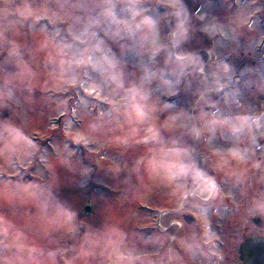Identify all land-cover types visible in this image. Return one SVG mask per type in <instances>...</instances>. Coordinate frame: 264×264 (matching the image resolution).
Returning a JSON list of instances; mask_svg holds the SVG:
<instances>
[{"label": "rangeland", "instance_id": "1", "mask_svg": "<svg viewBox=\"0 0 264 264\" xmlns=\"http://www.w3.org/2000/svg\"><path fill=\"white\" fill-rule=\"evenodd\" d=\"M77 2L69 0L70 4ZM92 2L87 0L89 7ZM184 3L190 13L189 37L179 49L170 51L198 56L203 65L200 71L181 77L180 84L171 90L162 87L159 80L153 83L152 100L161 109L153 124L165 143L176 140L188 146L205 172V176L196 174V187L189 186L185 195L200 203L202 197L213 194L199 213L210 238L222 245L217 244L214 254L194 239L190 245L188 236L192 233L188 231H195L194 226L186 224L181 214L182 226L173 221L172 213L163 215V224H175L163 236L157 233L153 221L159 205L177 206L179 201L172 203L163 195L174 189L183 197L184 186L172 183L173 165L164 159L152 164L154 172L163 169L167 173L159 180L145 178L143 165L139 172L134 170L137 161L159 143L149 139V126L129 125L114 112L112 85L105 83L102 68L70 63L86 47L75 38L82 24L65 18L57 0H0V124H14L35 144L30 152L4 150L0 139V264H36L32 258L38 259L41 251H55V264H143L142 251L149 253L150 264H160L158 246L167 247L178 230H188L183 233L187 234L184 242L178 239V244L189 246L184 261L182 254L175 253L179 264H215L218 260L217 264H244L240 244L247 236H264V214L256 208L264 202V127L256 124L253 129L254 121L264 116V0ZM123 7H118V13L127 18ZM139 7L157 19L161 38L167 43L173 26L171 10L162 0H144ZM70 11L83 18L84 13ZM209 25H219L225 35L209 36ZM115 27L102 26L100 35L118 61L125 83L137 82L143 64L149 62V53L127 37L106 34ZM98 56L95 53L94 59ZM167 56V52L156 56L154 67L164 69L165 78L175 79L165 63ZM228 65L233 69L231 79H227ZM248 68L259 71L240 76ZM72 77L79 85L67 83ZM214 81L222 88L205 92ZM96 85L102 87V94ZM9 91L11 98L7 97ZM165 104L173 107L165 110ZM179 110L194 117L198 127L208 125L198 139H192L187 128L167 124V117ZM91 124L100 125L105 134L93 135ZM246 126L247 135L237 133V128ZM56 136L80 142L85 158L80 164L74 156L70 161L73 166L64 169L68 175L53 183L39 172L36 157L42 154V159L52 158L61 165L65 154L73 151L56 147L51 154L49 145L57 143ZM34 165L36 171H30L31 176L28 170H20V166ZM29 184L50 188L59 202L75 211L76 230L51 228L38 212L36 199L22 191ZM212 185H219L213 193ZM38 199L43 203V194ZM88 207L91 213L82 216ZM259 217L260 224L254 226L252 220ZM82 249L92 255L81 256ZM207 259L213 263L205 262Z\"/></svg>", "mask_w": 264, "mask_h": 264}, {"label": "clouds", "instance_id": "2", "mask_svg": "<svg viewBox=\"0 0 264 264\" xmlns=\"http://www.w3.org/2000/svg\"><path fill=\"white\" fill-rule=\"evenodd\" d=\"M162 2L171 10L170 15L173 18V26L168 33L167 43L161 38L158 21L151 15H147V9L139 7L144 3V0H93L92 6L89 7L87 0H78L75 4H70L69 0H57L60 11L65 18L74 19L77 23L82 24L75 38L79 43L86 45L80 50L77 58L70 61L71 64L79 66L86 63L93 68H102L105 77V83L112 85V93L110 99L113 101L112 108L119 116L124 118V121L129 125H146L151 128V140H156L159 147L150 151L146 157H142L137 161L135 171L139 172L143 165V174L147 179L159 180L167 173L163 169L153 171L152 164L164 159L172 163V171L175 175L172 178L173 184H182L187 189L189 186L195 188L197 181L195 176L199 173L205 176V172L197 164L196 159L192 156L188 146H182L178 141L172 140L170 143H165L159 137V133L154 127V120L158 109L156 103L152 100V85L159 80L160 85L165 89L171 90L178 86L181 82V77L192 75L201 70L203 61L190 53L177 51L173 55L170 49H179L181 45L187 41L189 37V17L190 13L185 6L184 0H162ZM123 5L121 11L128 13V17L124 18L118 13V7ZM84 13L83 18L80 15L73 16L72 11ZM104 25H115V30L109 34L112 38H124L133 40L140 47L149 53V62L143 64L141 74L137 82L126 84L120 72L119 63L112 54L106 42L100 35L99 29ZM209 36L217 34L224 36V32L219 25H209L206 28ZM70 47V46H69ZM161 52H167L168 56L165 61L170 65L169 71L175 79L165 78V70L154 67L155 57ZM99 53V56L94 59V54ZM258 69L248 68L245 73L258 72ZM227 79H231L233 69L230 65L227 66ZM243 75V73H242ZM264 79V77H262ZM67 83H76L79 81L72 77ZM100 94L103 89L100 85H96ZM221 85L218 81L205 88V92L210 90H219ZM7 97L11 98L12 93L9 91ZM204 98V93H201V99ZM173 105L165 104L163 109H170ZM215 119V116L213 117ZM194 117L188 112L179 110L172 112L167 117V124L170 127L187 128L192 139H198L208 125L198 127L193 121ZM211 123V122H209ZM260 124L264 127V116L255 120V125ZM90 132L95 135L103 136L104 129L97 124H91ZM237 133L247 135L248 128H237ZM0 139L4 141V150L12 151H32L35 148L34 141L26 136L18 127L10 122L0 124ZM91 139V137H90ZM241 159H245L241 155ZM87 172V170H85ZM219 187V185H217ZM33 191H29V190ZM22 191L36 199V208L41 214L42 219L54 230H64L73 232L77 227V213L69 206L59 202L50 188L40 189L39 185L29 184L23 186ZM43 194L44 202L41 203L38 195ZM257 210L264 214V202L256 204ZM88 237H85L87 240ZM81 256L87 257L92 253L82 249ZM57 253L55 251L39 253V258L33 257L36 264H55Z\"/></svg>", "mask_w": 264, "mask_h": 264}, {"label": "flooded vegetation", "instance_id": "3", "mask_svg": "<svg viewBox=\"0 0 264 264\" xmlns=\"http://www.w3.org/2000/svg\"><path fill=\"white\" fill-rule=\"evenodd\" d=\"M51 137H53V136H51ZM56 137H58L56 139L57 143L55 142V145H52V144L49 145V150H50L51 154L54 155V153L56 152V147H61L62 149L63 148H65V149L69 148L71 151H73L69 155L65 154L66 158L62 160L61 165H58L56 160L54 161L52 158H43L42 159V158H40V156L36 157V159L40 162L41 170L39 172L45 173L47 178H48V181L49 182L53 181V183L56 179H60L63 175H68L65 170L70 169V167L73 166L72 164H70L71 163L70 161L75 158L74 156H77L78 160L80 161L79 162L80 164L84 163L83 159L85 158L84 146H82V144L80 142L75 141L74 138H72L70 136H56ZM49 140H51L50 137H49ZM58 151H59V149L57 150V155L59 153ZM63 153H64V151H61L60 156H62ZM69 156H70V159L68 158ZM43 160H45V162H43ZM20 170H28L29 172L30 171L32 172L33 170L36 171V165H34V166H20ZM73 170H75V169H72L71 171H73ZM78 181H79V179H77V182ZM94 184H95V187L97 188L98 185L95 182H94ZM54 185L57 186L56 184H54ZM211 188H212L211 190L213 193L214 192L213 189H217L218 187L212 185ZM182 189H184V192H183V197H184V195L187 191L185 190L186 189L185 186ZM187 190H188V188H187ZM207 195H209V194L207 193ZM212 195H210L208 197H202L201 201H199L200 203H196V201H193L192 199L191 200L193 203H189L190 199L188 200L186 198L187 194L185 195L184 199H182L183 197H181V195H180V190L175 191L173 189V190H171L170 194H168L167 196H166V194H164L163 196H165V198L167 197L169 199V201H171V202L175 201L176 199L179 201H178L177 206H170L169 207V206L159 205V211H157L156 220L153 221L156 223L157 233L160 234L161 236H163V234L169 232L170 230L171 231L173 230L172 225L175 224L174 222H172V224L170 223L171 225L170 224L167 225L166 223H164L165 224L164 225L163 221H162L163 215L172 213L174 216L173 221H177V225L182 226L185 222L188 225L194 226L195 231H188L187 230L188 232L192 233V234H189L190 236H188V240L190 242V245L194 239L195 242L196 241L198 242L197 244L199 245V247H202V248L207 247L210 249L211 253L214 254L212 251H214L216 246L222 245V244L216 238H214L215 240H212L210 238V232H207L208 229L206 227V222L204 220H202L201 215L199 213V211L203 209V207L201 205H203L205 207L208 206V204L206 202L210 201V199L212 198ZM214 199L218 200V198H214ZM172 203H174V202H172ZM187 207L189 208V210H187ZM90 213L91 212H88V213L83 212V213H81V215L87 216ZM180 214H181L182 218L184 219V222L183 223L181 222V224H180V221H181L180 220ZM147 226H148V224H147ZM186 232L182 231V230L181 231L180 230L174 231L173 235L169 239V243H168L167 247H164V245L158 246V249H157L158 259H157V261L160 264H179V260L175 258V253L179 254V255L182 254L183 261L186 259L187 254H188V250H189V248H188L189 246H187L185 243L182 246H180L178 244V239L179 240L182 239L184 242V239H183L184 235H187V234H183V233H186ZM252 233H255V231H253ZM176 241H177V245L175 246ZM195 245H196V243H195ZM181 249H183L182 253H180ZM238 251H239V248H238ZM139 256L142 259L143 264H150L149 263L150 262L149 253L142 251ZM215 258H216V256H215ZM205 262L213 263V260L207 259V260H205ZM218 262H219V260H218ZM218 262H214V263L217 264Z\"/></svg>", "mask_w": 264, "mask_h": 264}, {"label": "water", "instance_id": "4", "mask_svg": "<svg viewBox=\"0 0 264 264\" xmlns=\"http://www.w3.org/2000/svg\"><path fill=\"white\" fill-rule=\"evenodd\" d=\"M85 211H90V208H85ZM260 222V217L252 220L254 226H258ZM239 252L244 264H264V236H248L244 242L241 243Z\"/></svg>", "mask_w": 264, "mask_h": 264}]
</instances>
